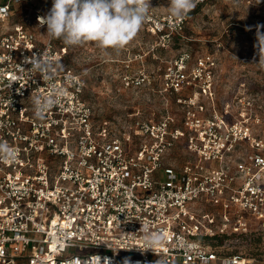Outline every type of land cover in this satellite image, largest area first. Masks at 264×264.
I'll return each instance as SVG.
<instances>
[{
	"label": "built area",
	"instance_id": "obj_1",
	"mask_svg": "<svg viewBox=\"0 0 264 264\" xmlns=\"http://www.w3.org/2000/svg\"><path fill=\"white\" fill-rule=\"evenodd\" d=\"M23 1L0 2V264H250L214 242L264 231V119L218 106L216 61L183 52L123 72L162 107L99 122L83 73L13 19ZM184 22L153 8L145 21L167 40ZM54 91L37 118L34 98ZM180 144L189 159L176 164ZM145 229L164 242L147 249Z\"/></svg>",
	"mask_w": 264,
	"mask_h": 264
},
{
	"label": "rangeland",
	"instance_id": "obj_2",
	"mask_svg": "<svg viewBox=\"0 0 264 264\" xmlns=\"http://www.w3.org/2000/svg\"><path fill=\"white\" fill-rule=\"evenodd\" d=\"M49 2L23 1L13 19L25 22L47 38L46 25L39 27L36 16ZM167 4L168 0H150L151 7L160 15L168 14ZM183 19V28L169 40L149 32L144 22L138 34L120 51H102L95 42L68 46L62 40H53L65 52L66 64L83 73L87 85L85 97L94 106L99 122L114 123L129 119L137 111L148 115L160 110L161 97L147 88L138 91L125 88L121 75L124 69L135 70L142 64L149 71L164 70L167 61H175L183 52L191 55L190 61L203 56L216 61L219 107L230 101L235 113L247 110L264 119V69L257 64L259 56L254 47L258 28L264 33V2L199 0ZM127 64L129 67H125ZM187 159L189 156L181 144L172 151L176 164ZM214 243L227 252L243 254L250 264H264V231L254 232L249 239L230 238Z\"/></svg>",
	"mask_w": 264,
	"mask_h": 264
},
{
	"label": "clouds",
	"instance_id": "obj_3",
	"mask_svg": "<svg viewBox=\"0 0 264 264\" xmlns=\"http://www.w3.org/2000/svg\"><path fill=\"white\" fill-rule=\"evenodd\" d=\"M198 2L199 0H168V14L173 20H182L195 9ZM151 8L150 0H52L50 10L45 16L38 17V22L40 27L46 25L44 35L49 41L59 39L68 46L95 42L102 51H120L138 34L148 19ZM254 47L259 56L257 64L264 69V33L259 28ZM51 64V60L43 61L46 69H51ZM35 66L41 67L40 59L35 61ZM55 102V91L52 97L34 98L36 117H42ZM144 231L143 239L147 249L164 242V237L159 232ZM97 260L100 262L99 257ZM123 264H129V261L125 259ZM156 264L162 262L158 260Z\"/></svg>",
	"mask_w": 264,
	"mask_h": 264
},
{
	"label": "crops",
	"instance_id": "obj_4",
	"mask_svg": "<svg viewBox=\"0 0 264 264\" xmlns=\"http://www.w3.org/2000/svg\"><path fill=\"white\" fill-rule=\"evenodd\" d=\"M0 2H4V0L3 1H0ZM124 63H127L126 61H124ZM144 65V64H143ZM141 66V65H140ZM125 67H129V65L127 64V65H125ZM129 70H132L131 68H128V69H124V71L123 72H125V71H129Z\"/></svg>",
	"mask_w": 264,
	"mask_h": 264
}]
</instances>
